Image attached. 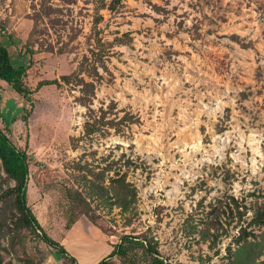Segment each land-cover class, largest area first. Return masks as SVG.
Returning a JSON list of instances; mask_svg holds the SVG:
<instances>
[{
  "label": "rangeland",
  "instance_id": "obj_1",
  "mask_svg": "<svg viewBox=\"0 0 264 264\" xmlns=\"http://www.w3.org/2000/svg\"><path fill=\"white\" fill-rule=\"evenodd\" d=\"M0 43V264H264V0H0Z\"/></svg>",
  "mask_w": 264,
  "mask_h": 264
},
{
  "label": "trees",
  "instance_id": "obj_2",
  "mask_svg": "<svg viewBox=\"0 0 264 264\" xmlns=\"http://www.w3.org/2000/svg\"><path fill=\"white\" fill-rule=\"evenodd\" d=\"M110 3L108 6L109 9H113L114 6ZM27 68L25 66L16 67L9 56L7 49L0 43V88L1 83H6L7 85L11 86L12 89L22 98H24L28 103L31 102V92L28 90L23 84V77L26 73ZM80 69L77 70L76 73H79ZM64 81L69 80L68 77H63ZM53 83L44 82L41 85L46 86ZM1 90V89H0ZM95 130L94 126L90 125L89 123L85 125V133L89 135ZM26 157L23 153L18 152L10 143V141L6 138L3 132L0 130V166L2 167L3 172L6 174L7 178L12 180L15 183L14 188H11L7 191L9 194L14 195V199L21 209L22 213L25 216V220L23 221L28 226H33L35 229L39 230L40 226L37 222V219L33 214L30 212L25 205V195H26V183L28 177V170L27 164L25 162ZM126 184L123 181H120V188H126ZM1 199V198H0ZM254 222H259L260 219H256L254 217ZM45 238V235H43ZM129 238L125 237L121 241L120 244L114 248L112 255L108 258L110 259L112 256L115 255H126L127 247L125 242H127ZM46 241H49L50 244L55 246L57 250H59L60 254L67 260L75 262L73 258H70L63 247L58 244H54L47 238ZM131 243V242H129ZM131 262V260H128ZM99 264H112L107 260H102ZM150 264H165V262L158 257H153Z\"/></svg>",
  "mask_w": 264,
  "mask_h": 264
}]
</instances>
